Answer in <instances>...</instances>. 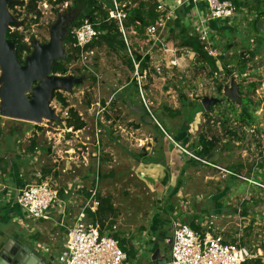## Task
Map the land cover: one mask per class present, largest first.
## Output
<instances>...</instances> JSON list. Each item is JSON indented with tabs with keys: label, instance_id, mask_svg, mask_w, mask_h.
I'll list each match as a JSON object with an SVG mask.
<instances>
[{
	"label": "rangeland",
	"instance_id": "obj_1",
	"mask_svg": "<svg viewBox=\"0 0 264 264\" xmlns=\"http://www.w3.org/2000/svg\"><path fill=\"white\" fill-rule=\"evenodd\" d=\"M97 1L102 9L108 10L109 0ZM139 1L120 2L129 9ZM13 6L6 8L8 17L13 18L16 30L31 48L47 44L51 35L58 33L60 60L66 61L72 48L68 32L76 28L73 24L81 15L73 0L55 5L41 2L38 4L41 17L37 22L32 15L25 14L21 2ZM262 11L264 14V2ZM254 15L253 10L243 7L237 17L217 20L224 27H219L218 33L211 32L222 58L217 64L219 71L213 75L192 52L177 48L179 27L175 28V17L167 29L175 28L177 32L166 31L163 46L148 43V37L139 35L133 27L127 31L130 50L141 55L148 53L151 58L142 75L138 70V78L127 66L130 58L127 50L113 52L97 46L91 53L87 51L86 58L81 56L68 62L64 77L73 80L71 87L53 91L60 93L68 106H62L53 93L48 101V109L57 119L26 122L5 117L0 98V169L5 170L9 160L15 161L20 167L15 175L22 179L23 188L26 184L47 182L60 199H69L71 215L63 219V226L55 227L50 222L37 228V222L24 217L16 204L12 216L7 217L10 237L16 236L12 234V229H16L26 241L51 245V254L55 256L61 249L64 225L72 224V213L95 192L110 198L114 215L107 217L104 230L111 231L116 226L117 233L113 235L121 245L127 242L122 236L126 231L134 236L147 229L155 211L164 213L169 206L173 211V206L183 204L191 215H197L198 224L211 221L215 230L212 234L223 231L230 239L239 238L256 255L252 261L264 264V28L262 33L254 31ZM195 18H180L179 22L192 31L198 20ZM211 22L214 21L205 24L208 30ZM247 49L255 52L251 58L245 55L249 58L246 73L238 77L233 72L227 77L225 69L234 70L240 53H246ZM171 59L176 64H170ZM1 73L0 69V78ZM232 80L241 88L236 89L234 97L227 98L223 90L226 86L230 88ZM255 81L259 85L248 90V85ZM40 82L38 79L25 92L27 98ZM219 83L221 92L217 90ZM204 97L221 98V101L205 111L201 105ZM245 97L255 106L251 125L238 120ZM69 108L85 122L82 130L65 128ZM170 111L176 114L171 115ZM162 129L175 142L181 138V145L189 152L200 146V138L213 140L215 146L208 161L216 167L192 163L178 150V163L185 168L179 176L180 167H172L177 160L175 156L173 160L172 151L168 162L171 167L161 169L163 179L168 174L170 185L167 181L150 185L143 181L138 165L147 157L146 147L161 153L163 145L166 148L168 143L173 145ZM229 131L236 135H230ZM10 182L6 184L10 186ZM9 190L14 195L15 188ZM65 207L67 210V204ZM178 209L179 206L174 211ZM54 219L61 221L59 217ZM4 227L0 225V230ZM150 232L157 236L156 231ZM151 237L147 235L139 240L142 243L137 244L141 247L138 253L123 245V251L128 254L123 264L132 261L137 264L140 255L148 257L151 246L145 248V245L150 244ZM163 246L158 249L170 257L168 246Z\"/></svg>",
	"mask_w": 264,
	"mask_h": 264
},
{
	"label": "built area",
	"instance_id": "obj_2",
	"mask_svg": "<svg viewBox=\"0 0 264 264\" xmlns=\"http://www.w3.org/2000/svg\"><path fill=\"white\" fill-rule=\"evenodd\" d=\"M188 1L204 4L206 15L204 18H198L193 33L205 45L208 55L218 61L221 56L220 50L213 41V32L205 28V24L208 21L237 17L239 9L236 8L232 0ZM174 10L175 8L171 9L163 2L157 4L156 12L158 13V17L153 24L147 26L145 29L148 43H151L153 46L158 44L160 46L164 45L166 42L164 34L168 30L167 24L175 18ZM126 15L124 5L118 0H111L107 19L116 22L122 39L130 52L127 41L128 32L123 27ZM254 17H256V14ZM98 34L90 19H84L80 26L73 29L72 47L80 49V57L86 58L88 56L87 51H83V48L96 38ZM88 52L91 53V50ZM170 64H176V60L171 59ZM133 65L134 74L138 78V64L133 63ZM163 133H165L164 130ZM165 135L189 159H194L206 165H212L196 157L194 152L186 150L185 147L175 142L166 133ZM95 194V192H92L89 201L80 207L79 212L68 228L66 239L61 249L55 256L51 254V247L44 243L29 241L31 249L49 264H123L127 260V256L123 248L120 247L119 240L113 235L117 233V227L112 226L111 231H105L100 223L92 220L87 213V211L95 213L97 210L98 201L95 199ZM15 202L27 211L28 216L24 217L33 220L46 219L52 209H57L56 211L61 213H64L66 210V202L58 197L57 191L47 182L31 183L26 184L24 188L21 187L17 191ZM210 224H212L211 221H205L204 225L203 223L200 224V228L202 229L196 231L189 225L174 220L172 222L171 237L167 240L170 251V263L245 264L256 258V255L248 247L238 241L240 240L239 238L238 240L230 239L223 231L212 234L215 230Z\"/></svg>",
	"mask_w": 264,
	"mask_h": 264
},
{
	"label": "trees",
	"instance_id": "obj_3",
	"mask_svg": "<svg viewBox=\"0 0 264 264\" xmlns=\"http://www.w3.org/2000/svg\"><path fill=\"white\" fill-rule=\"evenodd\" d=\"M21 6L24 7L25 14H30L34 18V21L37 22L41 17V12L38 9V4L41 2H47L49 4H62L69 0H27L24 3V0H21ZM121 1V0H118ZM236 8L240 9L246 7L249 10H253L256 14V17L253 20V29L257 33L256 30V22L258 19H263L264 14L262 11V4L264 0H232ZM109 8L111 6V0L107 1ZM73 3L76 5L78 12L81 14L79 17V21L73 24L74 27H78L81 25L84 19H90L94 24V29L99 33L96 38H94L90 43L85 45L83 51L92 50L93 47H101L104 46L109 51L113 52H122L124 50L128 51V47L126 46L124 40L122 39L121 32L119 30L118 25L113 20H108V10L102 9L99 1L97 0H73ZM8 7L13 8V5H9ZM157 3L155 0H140L136 6L127 9L124 7L127 15L125 20L123 21V27L126 31H128L131 27L133 30L139 33V35L145 37V29L147 26L153 24L158 17V13L156 12ZM9 8V9H10ZM108 8V9H109ZM175 28L179 27V31L176 34V39H178L177 48L185 49L187 51L192 52L197 61L201 64L206 65V67L210 70V74H216L219 71L217 66L219 60L222 58L219 57L218 61L213 57L209 56L206 52L205 45L198 39V37L193 33V31H188L186 25L182 26L179 22V19L174 21ZM16 27L13 23L9 25L7 31L5 33V38L13 42L15 55L17 60L23 64V59L25 56L31 53V46L24 40V36L16 30ZM11 28H14L11 30ZM72 31L73 27L68 32V41L72 46ZM174 31V30H173ZM172 31V32H173ZM216 45V43H215ZM217 46V45H216ZM259 48V45L257 46ZM130 50V48H129ZM258 49H256L257 51ZM255 51H250L247 49L246 53H240L239 58L237 59V67L234 70L225 69L226 76L233 75V72L237 74L238 77L243 76L246 73V63L249 61V58L254 56ZM80 49L79 48H71V53L68 54L66 61L63 60H55L51 64V75H65L67 74V63L71 60H76L80 57ZM130 58L127 59V66L131 71H134L133 63L138 64V70H140V74L142 75V71L146 70L149 67L151 62V58L148 54L141 55L136 51L130 50L129 52ZM249 54V58H245V55ZM256 85H259L257 81L252 82L248 85L247 89L252 90ZM221 83L218 84L217 90L221 92L222 87ZM238 88H241L238 86ZM53 98H55L58 102L62 104V106L67 107L68 105L65 103V99L62 97L60 93H53ZM240 114L238 120L243 122L244 125H251L254 119L253 111L255 110V106L252 107V101L250 98L245 97L241 101ZM68 117L65 119V128H71L72 131H79L85 127V122L80 118L78 113L74 111L72 108H69ZM171 115H175L176 112L170 111ZM226 121H223L225 123ZM229 134L232 136L236 135V132L229 131ZM264 134V133H263ZM178 140V141H177ZM200 146L195 147L192 152L194 155L202 160L209 162L211 159V151L215 146L213 140H206L205 138H200ZM178 144H182L180 139H176ZM182 146V145H181ZM264 156V153H263ZM192 163H201L199 161H195L194 159H189ZM211 163V162H209ZM203 164V163H201ZM233 178L236 177L232 175ZM264 184V179L262 180ZM22 187V185H21ZM20 187V188H21ZM95 199L98 201V207L95 213H90L87 211L88 215L92 218V220L98 221L102 228H104L106 219L108 216L114 215V208L111 204L109 197H103L100 194H95ZM190 227L193 230L199 231L200 228L194 224H190ZM120 247L122 245L119 242ZM258 261H249L245 264H255Z\"/></svg>",
	"mask_w": 264,
	"mask_h": 264
},
{
	"label": "water",
	"instance_id": "obj_4",
	"mask_svg": "<svg viewBox=\"0 0 264 264\" xmlns=\"http://www.w3.org/2000/svg\"><path fill=\"white\" fill-rule=\"evenodd\" d=\"M16 1V2H15ZM21 0H0V69L1 88L0 98L1 113L8 118L26 122H39L41 119H57L53 111L48 109V101L56 88L69 89L73 83L70 77L56 74L51 75V64L61 57L60 35L53 33L47 44L32 49L31 53L24 57L21 64L15 55L13 42L5 38V33L10 24H14L13 18L8 17L7 7ZM15 25V24H14ZM258 33L263 32L264 21L256 22ZM50 75L49 78H46ZM38 79L42 82L32 90L30 98L25 92L30 90L32 84ZM264 86V83H263ZM238 85L231 81L230 88L225 87L223 94L227 98L234 97ZM221 101V98L204 97L201 105L205 111ZM10 161L8 165H10ZM17 195V193H16ZM19 212L28 216L27 211L19 206ZM137 264H171L169 257L154 249L148 257L140 255ZM0 264H49L30 247L29 243H23L16 238L1 239L0 236Z\"/></svg>",
	"mask_w": 264,
	"mask_h": 264
},
{
	"label": "crops",
	"instance_id": "obj_5",
	"mask_svg": "<svg viewBox=\"0 0 264 264\" xmlns=\"http://www.w3.org/2000/svg\"><path fill=\"white\" fill-rule=\"evenodd\" d=\"M155 1L157 4L159 2H163L166 4L167 7L171 8V9L175 8V10H174L175 17H176V19H179V20H180V18L183 19V18H187V17H189V18H195L196 17L197 19L198 18H204V16L206 15V8H205L204 4H202V3H193V2H190L188 0H155ZM215 21L209 23V26H210L209 30L214 31L215 33L216 32L218 33V31H220L219 27L222 29V27H224V26L222 24H218L217 20H215ZM167 32H169L171 34H173V33L176 34L177 31L175 30V28H172V29L169 28L167 30ZM146 149H148L147 157H145V159L140 162V164L138 165V169L140 171V176H141L142 180L145 182L148 181L149 185L150 184H158L159 181H164V182L167 181L166 183L168 185H170V183H171L170 179L167 178L168 174L167 175L165 174V179H163L161 169L164 170V168L169 169V167H171V165H169L168 162L170 163L169 160L171 159L172 151L174 152L173 153V160H174V156L177 158V160H175V163L172 165V167H176V166L180 167L179 172H178L179 176H180V174H182V175L184 174L185 168L182 164L179 165V163H178V160L180 158L178 155L179 151L175 147L174 144L171 145L168 143L167 148L163 145L161 153L158 150L153 152L151 147H146ZM9 161L11 163H10V165L7 164V168L5 170L0 169V178H2V179H0L2 182L1 181L0 182H1V184H3L2 186L0 185V213H1L0 214V225L5 226L3 229L0 230L1 239L11 238L9 231H8L10 223H8L7 217L12 216V213H13L12 207L17 206L16 202H15V197H16V193H17L18 189H20V187L22 185V183H20L22 179H18L17 175H15L16 173L19 174V171H20L19 165H17L15 163V161H13V160H9ZM9 167H11L10 168L11 171H9ZM17 169H18V172H17ZM6 175H8L9 178H8V176L5 178ZM9 180L11 181L10 186L8 184H6V183H8ZM10 187L15 188L16 191H15L14 195L9 194L10 190L8 191V189H10ZM177 189H180V187ZM64 199L66 202V203L65 202L64 203L67 204V210H65L64 213L56 211L57 209H52L49 212L48 217L46 219L35 220L37 222L35 227L39 228V226H38L39 224L40 225L42 223L49 224L50 222H53L52 225L55 227L56 226H63V221H64L63 219H65V217H67V216H71L70 210L68 207V205L70 203L68 201L69 199L68 198H64ZM178 206H179V209L174 211L175 208ZM169 207L166 208L167 211H164V213H162L161 211L160 212L155 211L154 213H152L153 215L150 218V225L148 226L147 229L143 230L141 233L135 234L133 236V233H129V231H126L127 233L122 235L124 241H127L126 243L124 242V244H123L124 246H127V250L132 251V249H133L136 251L135 253H138V250L141 249V247H139L138 245L139 244L141 245V243H142V240L141 241H139V240L145 239L147 235L151 237L152 235H151L150 231H154V232L156 231L157 236L155 237L153 234V236L151 237V240H150V244H146L145 248L151 246V252H153L154 249H156L158 247H164L163 245H165V246H168V249H169V245L167 244V240L171 237L172 222L174 220L180 219L178 221L185 223L189 226H190V224H194L196 226H199L200 223L198 224L197 215H191L188 212L189 210L187 211L186 207L183 206V204L173 206L172 207V209H174L173 211H171L169 209ZM79 210H80V207H79V209H77V211L74 214L72 213V215H73L72 220L74 219L76 214L79 212ZM55 217H59V219L61 220L60 223H58V221L54 219ZM35 227L33 228L34 230H35ZM69 227H70L69 224H66V226L64 225L65 229H64V231H63L64 233L61 237L62 243L60 244L59 248H61V246L63 245V243L66 239V234H67ZM20 233L21 232L17 231L16 229L15 230L12 229V234L16 235V236H12L13 239L16 240V238H17L23 243H27V242L29 243V241H26L27 239L22 237L20 235ZM61 238H60V240H61ZM50 247H51V245H50ZM125 253L127 254V252H125ZM134 258H135V256H134ZM127 259H128V254H127ZM131 264H136V261H135V263H133V261H132Z\"/></svg>",
	"mask_w": 264,
	"mask_h": 264
}]
</instances>
